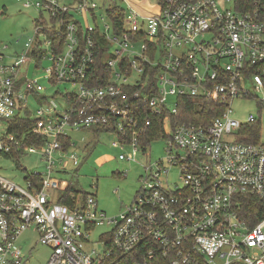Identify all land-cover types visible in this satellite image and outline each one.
I'll return each mask as SVG.
<instances>
[{
  "label": "built area",
  "instance_id": "1",
  "mask_svg": "<svg viewBox=\"0 0 264 264\" xmlns=\"http://www.w3.org/2000/svg\"><path fill=\"white\" fill-rule=\"evenodd\" d=\"M18 1L40 16L24 50L0 52V154L38 151L46 171L28 175L25 186L0 175V264L28 262L19 245L28 229L51 249L45 264H110L105 233L101 250L85 248L105 225L124 253L152 240L169 264H264V142L247 141L256 132L241 130L258 115L241 119L234 110L252 102L259 116L264 112V0H159L147 15L129 0H121L126 8L105 2L110 23L103 28L98 0ZM116 11L123 13L119 30ZM99 38L107 73L93 84ZM43 59L51 61L45 78L74 90L58 94L59 103L42 97L47 105L34 112L29 98L45 87L27 65ZM182 97L211 99L222 114L205 125H173ZM143 105L167 114L165 137L144 140L152 121L142 118ZM16 118L34 120L26 134L41 144L22 146L11 130ZM83 129L113 135L120 159H148L141 187L120 215L101 209L95 193L76 192L85 191L73 181L83 157L69 132ZM157 142L166 153L152 161ZM64 194L67 202H60ZM153 256L149 249L135 264Z\"/></svg>",
  "mask_w": 264,
  "mask_h": 264
},
{
  "label": "rangeland",
  "instance_id": "2",
  "mask_svg": "<svg viewBox=\"0 0 264 264\" xmlns=\"http://www.w3.org/2000/svg\"><path fill=\"white\" fill-rule=\"evenodd\" d=\"M105 2L107 6L116 5L123 8L127 6L121 0H118L116 4L98 0L101 7ZM158 2L159 0H129L130 5L145 15L157 10ZM104 11L102 7L97 12V24L102 28L105 23H110ZM39 16L40 12L35 6L26 7L22 1L18 0H0V52L12 57L17 52L24 50L25 43L35 34V21L39 19ZM8 60L10 59L7 58L4 61ZM50 65L51 61L48 59L33 61L27 65L29 77L38 80L45 87L43 91L29 98L28 106L34 112L41 106L47 105L42 101V97L55 98V101L59 103L60 99L56 97L58 94L74 90L71 83L53 84L45 78V68ZM27 66L25 70H27ZM250 88L253 89L252 86ZM259 95L264 96V93L259 92ZM234 110L235 115L241 119L246 118L250 113L258 115L259 140L264 142V112L259 116L257 107L252 102L235 103ZM25 116L26 113L23 112L22 117ZM69 135L73 138L75 146L79 148L83 157V162L73 181L82 186L85 191L95 193L99 207L109 215H120L126 211L141 187V175L145 174L144 165L148 163V159L144 157H138V161L120 159L119 154L122 150L112 146L113 135L111 134H95L89 129H83L71 130ZM165 153V144L157 142L151 147L150 158L153 161L163 157ZM44 171H46V162L38 151H22L17 156L0 154V175L10 178L22 186L26 185L25 178L28 175ZM175 176L176 173H172L170 177L175 178ZM111 230L112 225L98 227L85 248L101 250L103 245L100 243V236ZM19 245L28 259L25 264H45L51 254V249L40 243L38 234L33 229L23 232L19 239Z\"/></svg>",
  "mask_w": 264,
  "mask_h": 264
},
{
  "label": "trees",
  "instance_id": "3",
  "mask_svg": "<svg viewBox=\"0 0 264 264\" xmlns=\"http://www.w3.org/2000/svg\"><path fill=\"white\" fill-rule=\"evenodd\" d=\"M123 23V13L116 11V22L114 23L116 29H121ZM103 39L99 38V46H101V49L103 48ZM99 49L96 53L94 65H93V71L96 72L95 77L91 82L97 83V75L102 73H107L105 62H104V55L103 49ZM90 82V83H91ZM180 102V108L178 113L175 115L170 116V119L172 121V124L174 125L175 122L182 123V122H188V123H194V124H208L212 121V119L218 115L222 114V108H220V104L216 103L215 101L208 99V98H200V99H194L192 97H182L179 100ZM167 114L158 115L153 114L150 110L146 108V105H143V108L141 110V116L145 119H150L152 121V127L148 130V133L144 137V140L147 142L151 141L152 139H159L161 137H165L166 134L164 132V126H163V119ZM14 122V128L11 130L17 135L19 138H24V141L22 142V146H25L29 143H36L41 144L42 139L38 138L37 136H34L32 134H26L28 129L31 128V126L34 124L33 119H25V118H16ZM174 127V126H172ZM242 131H251L252 134L256 132L255 137L251 136L247 138V141H258L259 140V131H260V123L257 122L253 125H243ZM26 137V138H25ZM238 140H245L244 138H241V136L238 138ZM22 152V149L19 153ZM13 156V155H12ZM72 188V187H71ZM75 190V189H74ZM69 192L66 191V194ZM77 193L82 194L83 196L88 195L89 192L87 191H78ZM66 194H64L62 197H60V202H67L66 200ZM103 237L106 239V242L112 250V256L110 257L109 261L110 264H135L139 261H141L144 256L146 255L147 251L149 249H153L154 256L152 259L148 260V264H169V259L165 258L162 253L160 252L159 245L155 241L148 240L143 242L142 244L138 245L133 249L130 253H124L120 250H118L113 242H112V235L111 232L105 233Z\"/></svg>",
  "mask_w": 264,
  "mask_h": 264
}]
</instances>
